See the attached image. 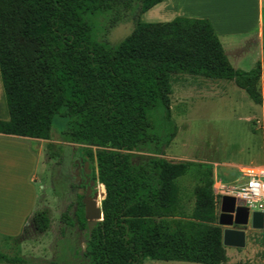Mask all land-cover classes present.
Here are the masks:
<instances>
[{"label": "trees", "instance_id": "trees-1", "mask_svg": "<svg viewBox=\"0 0 264 264\" xmlns=\"http://www.w3.org/2000/svg\"><path fill=\"white\" fill-rule=\"evenodd\" d=\"M161 1L0 0V83L8 115L0 120V134L48 140L56 115L67 119L63 139L96 147L86 156L94 163L92 176L103 197L102 219L87 237V264L226 262L211 164L154 156L132 165L128 152L153 143L160 154L173 138L174 75L231 82L253 104L264 106L259 91L264 45L251 69H234L206 19L141 22L140 16ZM104 12L112 14L110 26L125 17L132 23L114 46L93 41L84 19ZM156 110L161 141L148 119ZM28 223L45 233L46 211L34 212ZM78 227L85 229L80 216ZM8 240L16 246L19 235ZM0 263L28 261L14 251L0 253Z\"/></svg>", "mask_w": 264, "mask_h": 264}, {"label": "rangeland", "instance_id": "rangeland-1", "mask_svg": "<svg viewBox=\"0 0 264 264\" xmlns=\"http://www.w3.org/2000/svg\"><path fill=\"white\" fill-rule=\"evenodd\" d=\"M214 3L177 2L181 6H189L193 11L211 7ZM111 15V12H104L84 16L93 41L114 46L130 32L132 23L128 17L110 26ZM154 22L159 21L152 23ZM262 25L264 30V10ZM257 59L255 49L245 54L241 70L251 69ZM259 91L264 100V75L259 81ZM159 118V110L148 113L156 141H161L163 137ZM169 119L175 127L173 138L166 146L161 147L160 154L153 143L135 147L128 152L132 165L141 164L154 156L171 162L209 163L217 185L239 184L240 167L250 165L264 167V106L253 104L245 93L231 82L174 75L170 83ZM66 125L65 118L56 115L52 118L49 139L43 140L46 141L43 145L45 171L43 175H40L39 168L35 171L33 187L40 209L43 210V204L46 207L45 211L49 218L48 230L39 234L28 223L19 235V243L16 246H13L10 240L0 237V253L11 255L16 251L28 261V264L88 262L83 255L87 241L86 230H79L76 224L67 226L64 219H61V213L67 209L72 221L75 220L72 210L74 208L71 207L75 201L78 171L81 167L86 170L94 169V163L86 159V151L94 153L96 147L73 144L63 139L60 132ZM25 170L23 167L20 169V177L18 176L20 185H24L22 181L25 179ZM180 184L186 186V181L182 180ZM94 186L95 188L98 186L96 182ZM99 188L98 186V195ZM212 191L217 202L215 205L217 224L220 215L218 202L220 189L217 187ZM102 198L100 195L97 197V205ZM219 227L221 230L225 228ZM244 232L243 248L226 247V254L230 256L229 264H264V221L261 229H251L247 225ZM142 264L187 263L144 260Z\"/></svg>", "mask_w": 264, "mask_h": 264}, {"label": "crops", "instance_id": "crops-1", "mask_svg": "<svg viewBox=\"0 0 264 264\" xmlns=\"http://www.w3.org/2000/svg\"><path fill=\"white\" fill-rule=\"evenodd\" d=\"M184 1L215 2V5L212 4L211 7L193 11L189 6L177 4V2ZM195 1L163 0L144 12L140 16V21L143 23L167 22L175 17L206 19L232 68L241 70L245 54L250 53L253 49L257 51V60H261L264 45L262 25L264 0ZM250 61L252 63V60ZM7 119L8 115L0 83V120L6 121ZM45 142L40 139L0 134V237L11 239L20 235L23 228L28 225L29 217L37 210H41L33 184L36 169L39 168L40 175H43L45 171L43 161ZM21 167L26 169L25 179L22 181L24 185H20V179L18 180ZM214 189L212 187V190ZM43 207L45 210L44 204ZM223 248L226 255L224 264H229L230 256L226 254V247Z\"/></svg>", "mask_w": 264, "mask_h": 264}, {"label": "water", "instance_id": "water-1", "mask_svg": "<svg viewBox=\"0 0 264 264\" xmlns=\"http://www.w3.org/2000/svg\"><path fill=\"white\" fill-rule=\"evenodd\" d=\"M224 216H228L230 220L227 222L223 221L222 217ZM85 218L87 220L86 229L89 235L90 229L102 219L100 206L93 202H86ZM263 221V212H253L250 216L249 227L251 229H261L263 227ZM232 223L239 226H247V210L240 206H234L233 198L222 196L220 200V215L217 220L218 226L225 227L221 230V245L229 248H243L245 243V232L242 229L231 228L230 226Z\"/></svg>", "mask_w": 264, "mask_h": 264}, {"label": "built area", "instance_id": "built-area-1", "mask_svg": "<svg viewBox=\"0 0 264 264\" xmlns=\"http://www.w3.org/2000/svg\"><path fill=\"white\" fill-rule=\"evenodd\" d=\"M238 173L241 179L239 184L217 185L213 179L212 187L220 189L219 204L221 197L227 196L234 199V206L247 210L249 225L251 214L264 210V167L244 166L238 169Z\"/></svg>", "mask_w": 264, "mask_h": 264}, {"label": "flooded vegetation", "instance_id": "flooded-vegetation-1", "mask_svg": "<svg viewBox=\"0 0 264 264\" xmlns=\"http://www.w3.org/2000/svg\"><path fill=\"white\" fill-rule=\"evenodd\" d=\"M86 159H88L87 156H86ZM92 172H93L92 169L86 170L84 167H81L78 171V181L75 182V184H76V188H75L76 190L74 192L75 201L72 204L73 206L71 207V208H74L72 210H73V216H74L75 220L72 221V219L70 217V212L67 211V209H64L63 213H61V219H64L65 224L67 226H73V224H76V226L79 230H81L78 227V217L80 216L84 220L85 229H83V230H86L87 237L89 235H88V231L86 229L87 220L85 218V203L86 202H93L97 205V197H98V186H96V188L94 186V183L96 181L93 179ZM75 179H76V177H75ZM97 185H98V183H97ZM222 220L227 222L230 220V218L228 216H224V217H222ZM230 227L234 228V229L244 230V228H246L247 226H239V225L232 223Z\"/></svg>", "mask_w": 264, "mask_h": 264}, {"label": "bare ground", "instance_id": "bare-ground-1", "mask_svg": "<svg viewBox=\"0 0 264 264\" xmlns=\"http://www.w3.org/2000/svg\"><path fill=\"white\" fill-rule=\"evenodd\" d=\"M101 192H100V190H99V194H100Z\"/></svg>", "mask_w": 264, "mask_h": 264}]
</instances>
